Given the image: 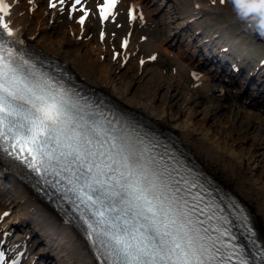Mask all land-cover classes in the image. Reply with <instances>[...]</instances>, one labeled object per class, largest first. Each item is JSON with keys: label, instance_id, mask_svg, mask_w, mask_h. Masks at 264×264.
<instances>
[{"label": "snow or ice", "instance_id": "obj_1", "mask_svg": "<svg viewBox=\"0 0 264 264\" xmlns=\"http://www.w3.org/2000/svg\"><path fill=\"white\" fill-rule=\"evenodd\" d=\"M19 2L0 0V160L23 166L39 177L37 184L43 181L62 194L79 214L98 264H250L231 221L205 201L206 190L193 192L198 187L194 182L177 179L114 125L90 118L93 114L70 97L71 90L39 72L25 49L17 50L24 41L11 17ZM86 3L48 0L50 8L59 5L61 12L70 4L69 18L82 13L77 19L81 26L90 15ZM119 3L97 0L91 15L98 14L101 24L115 23ZM253 14L254 9L244 11ZM128 15L137 19L134 9ZM246 231L255 249L251 264H264V247L252 238L251 228ZM0 264L20 261H9L0 247Z\"/></svg>", "mask_w": 264, "mask_h": 264}, {"label": "rangeland", "instance_id": "obj_2", "mask_svg": "<svg viewBox=\"0 0 264 264\" xmlns=\"http://www.w3.org/2000/svg\"><path fill=\"white\" fill-rule=\"evenodd\" d=\"M121 1L126 5L125 12L120 21L108 28L106 23L101 24L99 16L91 13L81 26L77 19L82 13H74L69 18L70 4L64 5V11L61 12L59 5L55 9L50 8L48 0H35L32 5H29L28 0H20L13 9L17 14L14 27L23 32L24 38L28 39L27 33H34L41 42H48L54 47L62 44L69 59L77 58L78 66H73L72 70L83 81L101 85L108 77L117 89L126 92L127 100L149 103L153 112L160 114L163 110L167 111L177 118L181 127L195 134L206 135L208 144L205 146L211 147L209 144H212L215 147L208 154L209 157L206 155L214 169L219 173L225 171L224 175L237 187V177H245L247 184L254 183L255 190L251 192L264 208V110L260 109L259 101L257 104L253 102L255 95L259 97L260 92L264 94V85L244 89V83L255 69L258 58L264 56V38L237 18L232 4L227 0L224 4L219 0L215 3L213 0ZM90 3L94 12L97 0H91ZM193 4L206 9L196 12ZM127 6L134 9L136 20L129 19ZM29 8L34 10L29 11ZM185 19L190 20V28L182 31L180 27ZM25 25L27 30H24ZM101 32L104 34L103 39ZM196 35L199 39L194 41ZM206 36L243 52L247 69L240 79L234 77L237 81L235 84L231 83L232 77H227L228 73L233 72L226 69L222 73L214 65L205 62L202 51L206 52L210 47L217 49L215 42L213 45L202 44ZM125 40L128 42L127 47L122 46ZM159 42L161 47L154 48ZM153 56L156 57L154 60L151 59ZM259 69L260 78H263L264 65ZM113 94L118 97V94ZM191 145L197 150L198 144ZM189 149L202 163L201 155L197 152L198 156L192 146ZM221 155H228L230 162ZM243 159L254 165V175L243 167ZM1 173L0 194L3 199L16 198L11 191L7 172ZM218 180L245 201L236 189L226 185L221 178ZM249 195L251 202L253 196ZM8 203L0 204V227L5 225L9 216L18 212L14 204ZM250 206L252 208V203ZM5 212L7 216L3 215ZM263 213H260L262 217ZM26 218L35 228L36 233L31 235V248L33 252L37 250L36 255L39 256L41 253L38 251H45L44 241L50 240V236L35 218ZM19 234L22 235L20 231ZM10 257L8 255L9 260ZM50 260L45 264H54ZM38 262L44 264L43 259Z\"/></svg>", "mask_w": 264, "mask_h": 264}, {"label": "bare ground", "instance_id": "obj_3", "mask_svg": "<svg viewBox=\"0 0 264 264\" xmlns=\"http://www.w3.org/2000/svg\"><path fill=\"white\" fill-rule=\"evenodd\" d=\"M90 1L91 0H87L86 8L89 10L90 13H92L93 6H91ZM186 1L188 2V0ZM193 5L197 9L196 12H199L200 10L204 11L206 9V7L204 6L196 7L195 4ZM125 7L126 5L124 4V2L120 0V3L117 6L119 15L117 16L116 21L121 20V17L123 13L125 12ZM127 7H128V10H130V6H127ZM16 16L17 14L13 10V15L11 19L14 22L17 19ZM97 16L99 15L97 14ZM189 21L190 20H187V19H185V22L183 21L184 24L180 27L182 31H186L188 28H190V25L188 24ZM104 23H106V27L108 26V28H110L112 27L113 22H104ZM129 23L130 22H128V27H130ZM24 30H27L26 25L24 26ZM27 35H28V39L25 38L26 40H28L26 41L27 44L30 43L31 45L35 46V48L37 47L43 50H49L48 53L57 55L58 58L60 57L62 62H64L71 69H73V66L75 65L78 66L77 58L69 59L67 55L65 54L66 49L64 48L62 44H59L56 47H54L52 44L48 42H41V40H39L38 38L36 39V36L34 33H27ZM197 36L198 35L194 37V41L197 40V38L199 39V37ZM37 40H39V42ZM212 41L213 40L210 36H206V38H204L202 42L204 44H209ZM30 44L28 46L31 47ZM161 45H162L161 42H159L156 45H154V48L157 49L159 46L161 47ZM202 55H205L204 60L205 62H208V63H213L212 62L213 58L219 59L218 62L220 63L224 59V56H218V58H216L214 55H209V54L207 55L206 53ZM222 64H224V62ZM254 68L255 69L250 72V75L247 77L244 83L245 84L244 89H249V87L253 85L257 86L258 88L262 84L264 85V78L260 80L256 78V76H258L259 78L261 76L259 67L255 65ZM245 69H247V66H243L242 71L239 70V71H235V73L233 72L231 76L233 79L227 76L228 78H231L232 84H235V82H237L236 80H234L235 79L234 77L236 78L238 77L240 79V77L245 72ZM224 70L225 69L223 67V71ZM105 81L107 83H105ZM105 81L104 83L101 82L102 83L101 85L95 84L94 86L96 90L101 91L103 93H107L118 104L128 108L132 114H135V115L139 114L141 117H144L150 120L154 124L163 126V128L166 129L165 132L173 136L177 142L181 143L182 141V144L186 147L189 146L191 148L192 146L193 147L192 150L196 151V153L198 152L199 155H201L208 162L207 163L197 153V155L202 160L203 166H205L204 168H208V170L212 173L213 179L217 181L218 185L223 186L221 187V189H226L227 186L224 187V184L218 180L219 178H221L226 185L236 189L239 192V194L244 197L246 202L234 194L237 198V201L233 203L230 208L231 219L234 221L238 219L234 210L236 209L239 210L240 212L239 214L241 217L246 218L247 221H251V226L255 229L256 234L258 235L257 236L258 239L264 244V213H263L264 208L262 207V203L260 202V200L256 196H254L253 192H251L255 190L254 183L253 184L250 183L251 185L247 184L246 181L244 180L245 177L242 175V173H241V176H243L244 179H241L239 177L236 178L238 187L235 184L231 183L227 178L228 176L224 175L223 172L225 171H222L220 173L219 171H216L214 169V165L212 161H210L207 158V156L209 157L208 154H210L215 147H213L212 144H209L211 147L205 146V144H208L206 135L204 136L203 133H201L202 135H200V133L195 134L193 132H190L188 128L181 127L177 123V118L169 114L167 111L163 110V112L160 114L153 112L152 105L149 103L132 102L130 100H127L125 98L126 92L117 89L114 86L113 81L110 78L107 77ZM111 91L113 93L118 94V97L115 96V94H113ZM263 95L264 94L263 93L261 94V92L259 93V97L255 95L253 102L257 104L258 103L257 101H259L261 103V104L259 103L260 109L262 108L264 110V96ZM187 140L191 144H198V147L196 148L197 150H195L194 146L189 144ZM216 143L219 145L218 141H216ZM216 143L214 144L216 145ZM221 157L224 160L227 158L226 161L230 162V157L228 155H221ZM244 160L245 159L241 161V163L243 164V167L245 166L247 172L254 175L255 173H252L254 169V165L250 164V161L245 160L244 162ZM208 170L205 169L204 171V174L207 175L205 179L209 178L208 175H210V172ZM1 172L6 173L7 172L6 168L2 166V169L0 168V174H2ZM8 180L11 183V191L13 192V194L16 196L17 199L16 198L3 199L2 195L0 194V204L5 205L9 201L8 204L9 205L14 204V207H16L18 212H14L13 213L14 215H11V217L9 216L7 218L8 219L7 222L4 221L5 222L4 231L9 230V229H12V230L16 229L17 231L23 232V235H22V238H20L21 240H14V244H11L6 248L5 250L6 255H8L10 251H12L11 246H13L14 248L18 247V250L24 247L28 251H30L31 258L29 260L27 259V261H24L23 263L21 262L20 264H34L33 260L36 257L35 255L37 253V250L33 252V249L31 248L32 246V241H31L32 236L31 235L35 234L36 232H35L34 226L27 220L26 217L28 216L31 218H35L37 221V224L39 226H42L43 229H45L47 234H49L50 236L49 238L50 240L44 241L43 246L45 247V251L44 252L38 251L41 253L40 258L44 260V264L47 263V261L50 259H51L50 261H54V264H97L93 258V255L91 254L92 252H90L89 247L87 246L86 242L83 240L82 236L78 233L77 230H75L72 226H69L66 222H64V220L59 216V214L51 206H49L41 197H39V195H37L29 186H27L22 180H20L19 178L11 174H9ZM257 180L259 181V179H256V181ZM205 181L207 180H202L203 183H205ZM241 190L243 192L246 191L247 195L246 193L244 194ZM222 191H225V190H221V192ZM248 195L253 196L252 197L253 200L251 202L248 198ZM251 203H252V208L250 206ZM255 205L258 207H255ZM260 213H263V217L260 215ZM13 258H16V254H14Z\"/></svg>", "mask_w": 264, "mask_h": 264}, {"label": "clouds", "instance_id": "obj_4", "mask_svg": "<svg viewBox=\"0 0 264 264\" xmlns=\"http://www.w3.org/2000/svg\"><path fill=\"white\" fill-rule=\"evenodd\" d=\"M233 10L239 20L245 22L248 29L264 38V4H242L240 0H233ZM254 9L255 14L244 15V11Z\"/></svg>", "mask_w": 264, "mask_h": 264}]
</instances>
